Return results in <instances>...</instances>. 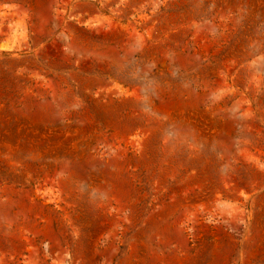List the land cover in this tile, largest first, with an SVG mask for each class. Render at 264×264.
I'll use <instances>...</instances> for the list:
<instances>
[{
	"label": "rangeland",
	"instance_id": "1",
	"mask_svg": "<svg viewBox=\"0 0 264 264\" xmlns=\"http://www.w3.org/2000/svg\"><path fill=\"white\" fill-rule=\"evenodd\" d=\"M0 264H264V0H0Z\"/></svg>",
	"mask_w": 264,
	"mask_h": 264
}]
</instances>
